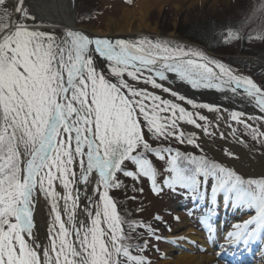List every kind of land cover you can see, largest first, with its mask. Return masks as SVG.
<instances>
[{
  "label": "snow or ice",
  "instance_id": "6c2138e0",
  "mask_svg": "<svg viewBox=\"0 0 264 264\" xmlns=\"http://www.w3.org/2000/svg\"><path fill=\"white\" fill-rule=\"evenodd\" d=\"M13 13L18 14L15 23ZM0 14V21L7 20L0 22V264H150L133 254L127 222L110 195L122 186L118 173L147 178L157 194L165 187L186 189L193 200L203 198L201 190L211 181L212 203L223 193L225 200L255 210L228 233L230 242L248 245L264 236V179L245 180L206 157L154 148L152 140L199 147L181 123L211 133L197 122L205 116L141 86L215 112L220 109L196 104L165 82L178 79L193 89L237 96L242 90L262 115L232 111L230 119L264 142V84L170 41L41 30L27 23L36 17L25 0H0ZM241 38L239 30L225 34L226 42ZM253 120L260 126L249 123ZM150 156L165 162L162 185ZM129 162L134 170H127ZM41 196L51 218L47 244L34 231ZM135 227L129 223L130 231Z\"/></svg>",
  "mask_w": 264,
  "mask_h": 264
},
{
  "label": "rangeland",
  "instance_id": "374dc122",
  "mask_svg": "<svg viewBox=\"0 0 264 264\" xmlns=\"http://www.w3.org/2000/svg\"><path fill=\"white\" fill-rule=\"evenodd\" d=\"M72 2L76 14L75 24L78 28L103 31L106 34L105 37H109V30L107 31L106 28L108 24H111L110 20L117 25L126 21L129 22L127 24L128 29H136L141 37L170 41L173 44L185 46L187 49L199 50L209 58L219 60L230 66L237 73L250 76L256 83L264 84V71H246L243 68L230 65L226 60V53L229 51L224 53V51L206 50L201 45L180 37L175 31L177 27L196 21L198 18L207 19L208 17L217 18L218 16L230 15L238 19L243 28L242 38L236 44V49L237 51L240 50L241 54L234 53L232 57L236 56L238 59L242 57L248 63L249 60L258 61L257 56L249 57L248 52L255 50L260 57L264 55V39L258 38L264 36V0H184L179 6L174 5V2L172 3L170 0H162L154 8L148 9L142 20V25L139 18H122L126 14H131L133 10H137L136 5L143 0H72ZM25 7L30 14L35 16L26 2ZM17 15L13 13V23H15ZM0 22H7V20ZM27 23L30 26L35 23L39 25L41 30L45 31H50L52 27L39 20L38 17L34 22L29 20ZM112 32L111 38L122 39L125 34L118 27H115ZM98 63L100 62L98 61ZM175 83L169 85L165 82V86H170L173 91L193 100L196 104H208L218 107L220 111H209L207 108L194 109L192 105L187 104L186 101H179L170 93L152 89L150 85H141L147 87L149 91H155L165 99L181 104L188 111L205 116L206 121L197 120V122L206 125L209 133H211L210 135L205 134L202 128L181 123V130L185 136L195 134L196 144L199 147L186 142L181 144L176 140L170 142L152 140L150 142L153 147H171L174 151L179 150L186 155L206 157L235 171L245 180L264 179L262 168L264 166L260 157V155L263 156L261 153L264 154V142L257 140L263 149L262 151L258 146L255 147L256 140L245 131L244 126L236 124L230 119V112H243L239 103H226V98L220 97L215 89H193L190 85L179 80ZM202 91L207 92L209 96L206 97L205 94L201 93ZM244 113L248 116H258L248 111ZM230 124L232 125L231 128L229 127ZM252 124L256 126L254 123ZM233 128L236 129L235 132H233ZM221 133H223V137H221ZM245 138L248 145L250 142L254 144V146L252 145L253 149L242 144V139ZM227 153L233 155L229 156ZM150 159L161 171L157 177V184L158 186L162 185L163 180L168 175L163 171L166 167L165 162L159 161L154 156H150ZM127 170H134V166L130 162L127 165ZM118 177L122 181V186L118 189H112L110 195L116 201L120 215L127 222L124 228L131 237L128 243L133 245L134 255H143L147 261H150V264H170V260L181 251L199 254L205 258L209 257L217 262L220 261L222 264H264V236L257 238L248 245L233 244L225 248L220 243L216 244L212 241V230L220 229L221 236H228L229 232L236 230V225H242L255 215V210L229 198L228 203L232 202L234 208L241 209L242 213L238 215L226 214V210L220 206L219 198L224 196L223 193L217 194L215 203L211 201V181L201 190L204 192L203 198L193 200L191 193L186 189L177 187L173 191L165 187L162 192L157 194L152 191L151 182L147 178L137 181L131 177H125L122 173H118ZM37 208L39 209L40 221H37L36 217L34 218V231L40 240L46 244L51 218L49 206L44 202L42 196ZM211 219L215 221V225L212 224ZM129 223L133 227L136 224H142L145 227H135V231H130ZM149 227L153 230L152 233L149 232ZM138 248H143V251L139 252ZM202 264L210 263L205 260Z\"/></svg>",
  "mask_w": 264,
  "mask_h": 264
},
{
  "label": "bare ground",
  "instance_id": "6f19581e",
  "mask_svg": "<svg viewBox=\"0 0 264 264\" xmlns=\"http://www.w3.org/2000/svg\"><path fill=\"white\" fill-rule=\"evenodd\" d=\"M172 3L174 2V5L179 6L184 0H170ZM13 4L15 3V0H12ZM27 5L33 12V14L39 18L42 22L49 23L51 27L50 32H54L56 34H62L66 30H77V31H86L89 33V35L93 34L95 37H102L105 36L106 34L101 31L93 30V29H83V28H78L75 24V9L72 3V0H26ZM162 2V0H143V2H139L136 5L137 10H133L131 14H126L125 17L122 19H133V18H139V21H141V25L143 23V19L146 16L148 9L154 8L156 4H159ZM121 19V20H122ZM61 23H65V25H61ZM111 24H108V27L106 30H109V38H111L113 34V30L115 27H118L122 29V32L125 33L123 35L122 39H138L141 38L140 35L136 32V29H128L127 24L129 22L124 21V23L116 24L113 21L110 20ZM69 27V29H68ZM111 30V31H110ZM83 32V31H82ZM85 33V32H84ZM86 34V33H85ZM91 36V37H93ZM173 77L174 74H171ZM178 82V79H174V83ZM168 83V82H166ZM176 84V83H175ZM240 92V95H234L230 91L228 92H217L219 93L218 95L223 96L226 98V103L228 104H234V102H238L239 106L242 108L243 112H250L253 114H257L258 116L262 115L257 108L254 106V102H251L247 96L243 93L242 90H238ZM201 93L205 94L206 97L209 96V94L205 91H202ZM224 101V100H222ZM257 127H259V123L255 120L252 121ZM261 130H264L262 128ZM242 144L243 145H248L247 139H242ZM251 144V145H250ZM248 145L249 148L253 149L252 145L254 146L253 143L250 142ZM255 147L258 146L262 151L263 149L259 146L257 140L255 141ZM264 152V151H263ZM263 156L260 155L261 157V162L264 166V154L261 153ZM264 170V167H262ZM255 170L257 168H254ZM89 195H92L91 192H89ZM83 196V194H81ZM220 199V206L223 208V210H226V214H232V215H238L241 214L242 211L241 209L234 208V204L232 202L228 203V200L224 199V196ZM86 201H82L81 203V209L78 210V213L81 212V210L84 207V204ZM227 207V208H226ZM229 211V212H228ZM36 217V218H35ZM34 218L37 219V221H40L39 218V209L36 208V211L34 213ZM80 219H85V217L80 214L79 215ZM213 219V218H212ZM211 219L212 224L215 225V221ZM221 230L220 229H214L212 230V241L216 244L220 243L224 248L227 246H232L233 244L230 242L228 236H221L220 234ZM41 235V234H40ZM47 244V243H46ZM185 245V244H182ZM249 250V249H248ZM208 260L210 264H222L220 261H215L214 259L211 258H205L202 255L199 254H189L186 252H179L176 257H173V259L170 260V264H202L203 261Z\"/></svg>",
  "mask_w": 264,
  "mask_h": 264
},
{
  "label": "trees",
  "instance_id": "16d2710c",
  "mask_svg": "<svg viewBox=\"0 0 264 264\" xmlns=\"http://www.w3.org/2000/svg\"><path fill=\"white\" fill-rule=\"evenodd\" d=\"M239 30L242 37L243 28L239 20L235 17L223 16L208 17L207 19L198 18L196 21L189 22L184 26L176 28L178 35L186 40L192 41L201 45L206 50L215 52L224 51L226 53V60L230 65L237 68H243L246 71H264V55L260 57L257 51L249 50L248 56H257L258 61L249 60L246 62L242 57H232L235 54H241L240 50L237 51V43L240 40L225 41V34L228 30ZM229 54V55H228ZM230 59H228V58ZM262 60V61H261ZM248 65V66H246Z\"/></svg>",
  "mask_w": 264,
  "mask_h": 264
},
{
  "label": "water",
  "instance_id": "95a60500",
  "mask_svg": "<svg viewBox=\"0 0 264 264\" xmlns=\"http://www.w3.org/2000/svg\"><path fill=\"white\" fill-rule=\"evenodd\" d=\"M25 2H26V0H25ZM72 3H73V2H72ZM26 4H27V2H26ZM73 5H74V3H73ZM47 24H49V23H47ZM61 25H65V23H63V24L61 23ZM68 29H69V27H68ZM82 31L89 35L88 32H86V31H84V30H82ZM89 36H93V34H91V35H89ZM93 37H95V36H93ZM102 37H105V36H102ZM81 194H83V192H82ZM82 197H83V196H82Z\"/></svg>",
  "mask_w": 264,
  "mask_h": 264
}]
</instances>
